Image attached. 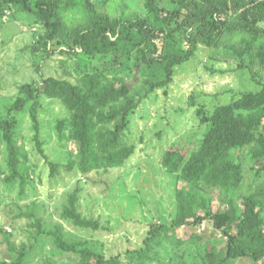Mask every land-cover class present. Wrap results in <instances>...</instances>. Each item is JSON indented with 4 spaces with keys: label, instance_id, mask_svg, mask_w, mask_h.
I'll use <instances>...</instances> for the list:
<instances>
[{
    "label": "rangeland",
    "instance_id": "1",
    "mask_svg": "<svg viewBox=\"0 0 264 264\" xmlns=\"http://www.w3.org/2000/svg\"><path fill=\"white\" fill-rule=\"evenodd\" d=\"M179 1L162 0L159 6L174 9ZM197 1L201 6L206 2ZM54 2L63 26L58 38L44 49L39 47L46 32L44 25L32 14L13 10L0 0L3 12L0 16V117L8 115L7 108L25 84H34L43 90V81L48 77L75 83L79 71L117 76L126 80L132 90L142 91L123 140L135 150L122 167L84 175L78 167L68 168L76 160L78 144L70 139L66 127H60L71 115L61 101L40 97L38 130L28 109L14 114L18 121L16 138L20 155L19 177L12 184L7 182L11 175L8 152L5 145H0V229L3 230L0 264L13 263L18 258L9 250V242L17 249L26 246L28 253L23 264H45L47 258L57 264H74L80 260L78 255H58L52 238L38 233L33 226L37 219L42 221L46 232L62 226L68 243L81 244L107 259L120 257L122 264H138L130 257L145 248V240L153 228L173 222L178 214V191L191 189L179 174L163 167L165 153L194 150L209 129L208 118L218 107L232 104L245 93L261 90L257 81L264 82V64L258 56L264 53V36L255 39L244 31H236L226 33L216 47L199 43L193 58L175 67L169 83L148 92L146 81L165 79L160 67L140 63V48H133L130 55L113 53L94 57L84 55L81 50L71 52L65 40L70 31L90 23L89 6L85 0ZM91 3L109 21L138 17L149 19L158 28L163 26L149 15L144 0H91ZM241 12L232 8L229 18L233 24ZM259 27L264 29V23ZM164 36L161 34V46H165ZM174 38L166 44L164 53L181 54L187 50V41L179 32ZM237 155L243 162L242 189L230 190L226 196L223 190L202 188L214 211H225L230 201L240 208L242 197L255 191L260 180L264 181V175L260 180L256 177V170L263 165L261 160H253L249 149ZM50 164L58 165L55 172ZM75 192L78 211L84 218L98 222V229H82L62 218L64 207ZM261 214L264 218V211ZM193 234L203 237L204 241L180 246L165 243L151 253L153 261L147 264H202L205 249L226 244L224 236L207 223L177 232L180 240ZM239 263L256 264L248 260Z\"/></svg>",
    "mask_w": 264,
    "mask_h": 264
},
{
    "label": "trees",
    "instance_id": "2",
    "mask_svg": "<svg viewBox=\"0 0 264 264\" xmlns=\"http://www.w3.org/2000/svg\"><path fill=\"white\" fill-rule=\"evenodd\" d=\"M3 1L13 10L32 14L44 25L46 32L39 47L47 49L58 38L63 25L57 17L54 0ZM85 1L91 12L90 23L69 32L65 43L70 51L81 50L84 55L95 57L113 53L130 55L133 48H140L139 62L147 67H160L166 75L162 81H146L148 92L169 83L175 67L189 62L199 43L216 47L226 33L236 31H244L255 39L264 36V29L259 27L264 23V0H206L203 6L197 0H180L174 9L160 7L162 0H144L149 15L162 22L161 28L149 19L138 17L109 21L94 10L91 0ZM233 7L242 11L235 24L229 18ZM0 16H3L1 9ZM177 32L187 41V50L181 54L164 53L166 44L175 40ZM161 34L166 36L162 39L165 46L159 45ZM239 57L243 54L240 53ZM258 58L264 64V53ZM78 73L75 83L48 77L43 81V90L34 84L23 85L14 103L7 108L8 115L0 117V145H5L8 152L9 184L19 177L18 121L13 115L28 109L38 130L42 95L61 101L71 113L68 120L60 123V127L67 128L70 139L78 144L76 160L68 166L70 170L78 167L82 174L88 175L95 170L118 168L134 154L135 147L123 140L130 117L139 106L142 91L132 90L126 80L117 76L111 78L99 72ZM257 83L261 86L259 92L245 93L232 104L216 109L208 118V131L194 150L165 153L163 167L172 174H179L191 189L178 191L176 218L170 225L153 228L145 240V248L136 251L130 257L131 261L138 264L153 261L151 253L165 243L178 246L187 242L201 243L204 241L201 236L193 234L180 240L177 232L184 227L196 228L207 223L224 236L226 244L224 247L214 244L205 249L202 264H238L243 260L264 263V218L261 214L264 211V181L260 180L264 175V82ZM243 149H249L253 160L263 162L256 170L259 185L255 191L242 197L240 208L230 201L225 211H214L207 202L208 197L202 194V188L223 190L226 196L230 190L242 189L245 181L243 162L237 158V153ZM50 165L55 172L58 165ZM62 218L82 229L96 230L99 227L98 222L84 218L78 211L77 192L69 197ZM41 222L37 219L33 225L38 233L52 238L58 255H78L80 260L74 264H122L120 257L107 259L81 244L68 243L60 225L46 232ZM0 234H3L2 229ZM9 250L18 258L13 263L3 264H23L28 253L26 246L17 249L9 242ZM45 264L57 262L47 258Z\"/></svg>",
    "mask_w": 264,
    "mask_h": 264
}]
</instances>
